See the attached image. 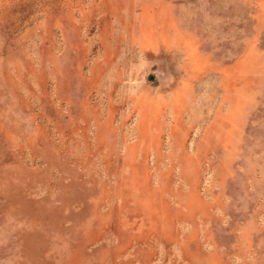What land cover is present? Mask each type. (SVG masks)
Listing matches in <instances>:
<instances>
[{"label": "rangeland", "instance_id": "rangeland-1", "mask_svg": "<svg viewBox=\"0 0 264 264\" xmlns=\"http://www.w3.org/2000/svg\"><path fill=\"white\" fill-rule=\"evenodd\" d=\"M0 264H264V0H0Z\"/></svg>", "mask_w": 264, "mask_h": 264}]
</instances>
